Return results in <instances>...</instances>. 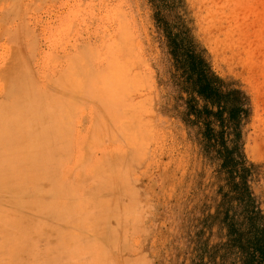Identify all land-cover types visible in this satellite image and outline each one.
<instances>
[{
    "label": "rangeland",
    "instance_id": "1",
    "mask_svg": "<svg viewBox=\"0 0 264 264\" xmlns=\"http://www.w3.org/2000/svg\"><path fill=\"white\" fill-rule=\"evenodd\" d=\"M17 80L50 89L66 154L52 206L9 219V251L37 227L60 264H264V0H0V98Z\"/></svg>",
    "mask_w": 264,
    "mask_h": 264
},
{
    "label": "bare ground",
    "instance_id": "2",
    "mask_svg": "<svg viewBox=\"0 0 264 264\" xmlns=\"http://www.w3.org/2000/svg\"><path fill=\"white\" fill-rule=\"evenodd\" d=\"M83 81H76L80 82L77 84L72 80L66 85L76 83L80 89L76 85L73 89L78 88L80 93H77L81 95ZM71 86L66 89H71ZM8 88L9 91L0 98V264H60L64 257L51 246L54 232L48 233L36 227L20 238L17 233V238H10L12 244L9 251L7 227L10 218L17 220V210L33 208L41 212L52 206L50 198L59 161L66 154V135L61 127L66 119L62 115L57 120L54 116L57 111L50 109V106L57 107L56 99L53 100L54 105L48 99L50 89L40 90L37 86L32 89L19 80L9 82ZM73 89L69 91L73 92ZM75 97L70 95L67 100ZM41 251L51 252L47 263L38 258Z\"/></svg>",
    "mask_w": 264,
    "mask_h": 264
},
{
    "label": "trees",
    "instance_id": "3",
    "mask_svg": "<svg viewBox=\"0 0 264 264\" xmlns=\"http://www.w3.org/2000/svg\"><path fill=\"white\" fill-rule=\"evenodd\" d=\"M181 33H168L170 44L172 45V52L174 53L178 62L183 69L186 78L190 80L195 87L198 94L202 95L205 99L210 100L212 103L220 105V101L216 100L223 93L218 88L220 79L210 71L209 65L205 60L196 53L193 47L183 45L186 37L178 38ZM179 49L180 52H177ZM232 109L230 110V113ZM264 256V253L262 254Z\"/></svg>",
    "mask_w": 264,
    "mask_h": 264
}]
</instances>
